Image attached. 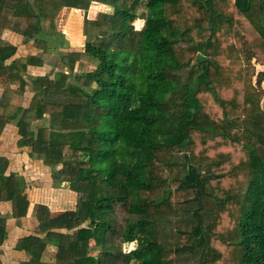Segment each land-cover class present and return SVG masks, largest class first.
Listing matches in <instances>:
<instances>
[{
    "label": "trees",
    "instance_id": "16d2710c",
    "mask_svg": "<svg viewBox=\"0 0 264 264\" xmlns=\"http://www.w3.org/2000/svg\"><path fill=\"white\" fill-rule=\"evenodd\" d=\"M94 3L111 10L90 19ZM64 8L85 12V45L64 48L54 69L30 78V66L44 65L41 54L21 55L1 36L34 40L47 55L38 36L56 28ZM84 56L96 67L76 76ZM257 65L264 0H0L3 96L32 89L14 113H23L18 145L77 194L74 211L36 206L45 235L24 240V264H264ZM8 165L0 157V201L22 218L30 202ZM49 245L57 252L44 261Z\"/></svg>",
    "mask_w": 264,
    "mask_h": 264
},
{
    "label": "crops",
    "instance_id": "0c3cea01",
    "mask_svg": "<svg viewBox=\"0 0 264 264\" xmlns=\"http://www.w3.org/2000/svg\"><path fill=\"white\" fill-rule=\"evenodd\" d=\"M66 9L74 10V12L78 11L77 9L64 8L59 14L56 23L59 18L63 20V13L66 12ZM95 16L89 17L92 19ZM56 29L57 27L55 29L45 27L43 33L38 36V39L45 42L48 46L47 55L43 53L45 50L35 46L34 40L23 44V37L12 31H5L1 38L13 44H19V53L21 55L35 56L41 54L39 57L44 61V65L42 67L30 66L28 68V76L32 78L43 75L48 69H54L52 62L53 60L54 62L56 61L57 55L62 53L64 48L81 49L85 42V39L73 41L69 38L66 30L60 33L59 29ZM64 32L67 35H64ZM19 85L20 82H12L10 87L11 89H17ZM31 91V87L27 86L22 96L15 94L4 98V88L0 86V101H3L4 104L8 103L6 109L0 111V118L3 121V127L0 131V157H5L9 160L6 171L7 176L11 173L20 176L22 193L26 195L30 202L27 215L18 218L15 215L13 202L0 201V264H24L31 260V255L27 252L24 240L32 235H45V233L40 234V222L36 218L37 205H45L51 213L55 214L74 211L77 206V194L68 188L67 183H59L53 180L48 168L41 161L30 157L29 148L19 147L18 145L20 140L18 119L21 118L23 113L17 118L14 117V113L17 108L25 106L26 94ZM33 124L37 126L42 124V121L38 120ZM56 252V246L49 245L44 261H52Z\"/></svg>",
    "mask_w": 264,
    "mask_h": 264
},
{
    "label": "rangeland",
    "instance_id": "374dc122",
    "mask_svg": "<svg viewBox=\"0 0 264 264\" xmlns=\"http://www.w3.org/2000/svg\"><path fill=\"white\" fill-rule=\"evenodd\" d=\"M76 10V9H75ZM110 8L107 6H104L102 4H98V3H94L90 6L88 12H87V17L90 18L89 16L93 17L95 15H97L99 12L101 11H108L110 12ZM63 20H61V18L58 19L57 23H56V27L57 29H59V32L62 33L63 31L66 30V33L69 35V38H71L73 41H79L80 39L86 40L85 35H83V25H84V16H85V12L82 10H78L77 12L74 10L71 11V9H66V12L63 13ZM138 21V20H137ZM135 21L134 26L136 27V29L140 28V25L138 24V22ZM144 21L142 22V25H144ZM141 25V27H142ZM56 29V30H57ZM58 33V32H57ZM65 32L63 33L64 35H67ZM75 37H82L79 40L75 39ZM85 42L82 46V48L84 47ZM54 63V62H52ZM96 67V61L92 60L89 56H84L82 57L81 61H80V66L77 69V72L75 73L76 76H80L83 73L87 72V71H92L94 70V68ZM264 67H262L261 65H257V70H263ZM58 71V70H57ZM56 70H54V73L57 72ZM205 77L202 76L200 77L196 83H194L192 85V95L191 97H193V94L195 93V91L197 90L198 86L200 83H203L205 81ZM75 83H77V80L74 81ZM78 86H81L80 84H78ZM83 87V86H82ZM195 107L192 106L190 108L189 111V116L194 112ZM184 130V129H183ZM179 139L181 141H183L184 139V134L182 133L179 137ZM80 140V136L77 135L76 137V142ZM57 185V184H56ZM136 247V243H131L128 246H126V251L129 252L130 250H133Z\"/></svg>",
    "mask_w": 264,
    "mask_h": 264
},
{
    "label": "built area",
    "instance_id": "2783aa9c",
    "mask_svg": "<svg viewBox=\"0 0 264 264\" xmlns=\"http://www.w3.org/2000/svg\"><path fill=\"white\" fill-rule=\"evenodd\" d=\"M131 251V250H130Z\"/></svg>",
    "mask_w": 264,
    "mask_h": 264
}]
</instances>
